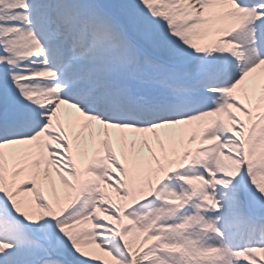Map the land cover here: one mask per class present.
<instances>
[{
  "label": "snow or ice",
  "instance_id": "snow-or-ice-1",
  "mask_svg": "<svg viewBox=\"0 0 264 264\" xmlns=\"http://www.w3.org/2000/svg\"><path fill=\"white\" fill-rule=\"evenodd\" d=\"M0 264H264V0H0Z\"/></svg>",
  "mask_w": 264,
  "mask_h": 264
}]
</instances>
